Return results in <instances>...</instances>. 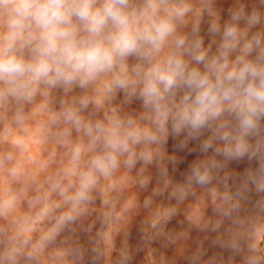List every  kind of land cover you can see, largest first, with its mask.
Instances as JSON below:
<instances>
[{
	"label": "rangeland",
	"instance_id": "1",
	"mask_svg": "<svg viewBox=\"0 0 264 264\" xmlns=\"http://www.w3.org/2000/svg\"><path fill=\"white\" fill-rule=\"evenodd\" d=\"M181 3L189 11L176 35L190 36L199 22L205 47L209 24L223 26L241 7L260 13L249 33L264 31V0H168L167 8ZM5 31L0 17V36ZM171 40L157 60L173 50ZM138 63L126 61V89L112 83L117 66L85 87L38 84L30 98L0 97V264H264V134L249 139L255 154L230 158L215 151L220 141L204 149L210 133L177 135L169 121L155 142L129 141L107 175L94 172L87 199H69L112 132L155 131L132 71ZM194 167L207 171L206 184L196 182ZM68 213L73 219L61 222Z\"/></svg>",
	"mask_w": 264,
	"mask_h": 264
},
{
	"label": "clouds",
	"instance_id": "2",
	"mask_svg": "<svg viewBox=\"0 0 264 264\" xmlns=\"http://www.w3.org/2000/svg\"><path fill=\"white\" fill-rule=\"evenodd\" d=\"M167 4L168 0H144L137 8L132 0H0L6 28L0 36L4 85L0 97L30 98L38 84L85 87L117 66L121 75L112 83L126 89L131 82L126 61L137 57L142 62L132 71L141 85L140 98L154 114L156 129L140 130L130 121L132 127L122 136L112 132L105 139L104 153L93 158L79 190L69 198L75 202L88 198L94 172L107 175L116 167L117 154L128 151L129 141L155 142L169 121L177 135L186 132L198 138L210 133L203 143L205 150L220 141L224 147L215 151L227 157L255 154L249 139L264 134V31L250 34L247 29L260 23V13L241 7L223 26L211 22L207 29L211 40L205 47L199 22L190 36L176 35L188 5L168 10ZM162 8L165 15H160ZM242 22L247 25L244 30ZM170 38L173 50L157 60ZM66 119L79 129L81 121L74 112L69 111ZM84 127L91 134V126ZM80 155L81 149L75 148L73 160ZM192 171L197 183L208 182L206 170ZM258 190L264 191V185ZM72 219L68 213L61 222Z\"/></svg>",
	"mask_w": 264,
	"mask_h": 264
}]
</instances>
